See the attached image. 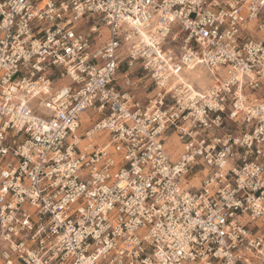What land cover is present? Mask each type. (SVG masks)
Listing matches in <instances>:
<instances>
[{"label": "built area", "instance_id": "1", "mask_svg": "<svg viewBox=\"0 0 264 264\" xmlns=\"http://www.w3.org/2000/svg\"><path fill=\"white\" fill-rule=\"evenodd\" d=\"M262 87L264 0H0V264H264Z\"/></svg>", "mask_w": 264, "mask_h": 264}, {"label": "rangeland", "instance_id": "2", "mask_svg": "<svg viewBox=\"0 0 264 264\" xmlns=\"http://www.w3.org/2000/svg\"><path fill=\"white\" fill-rule=\"evenodd\" d=\"M195 72V73H194ZM197 72V73H196ZM119 74H121V73H119ZM118 74V75H119ZM194 74V75H193ZM199 74V75H198ZM197 75V76H196ZM193 76H195V77H197V78H195V77H193ZM191 79H190V81L191 80H197L198 81V84L200 85V87H201V85L203 86V87H205L206 85H208L209 84V77L206 75V74H204V75H201L200 74V72H199V70H195V71H193L192 73H191V76H189ZM199 78V79H198ZM205 85V86H204ZM258 94L260 95V96H262L263 98H264V87H262L259 91H258ZM90 114H87V116H89ZM84 117H86V115H84Z\"/></svg>", "mask_w": 264, "mask_h": 264}, {"label": "bare ground", "instance_id": "3", "mask_svg": "<svg viewBox=\"0 0 264 264\" xmlns=\"http://www.w3.org/2000/svg\"><path fill=\"white\" fill-rule=\"evenodd\" d=\"M195 70H199L200 74H201V75H204V72L201 71L200 69H194L193 71H195ZM193 71H192V72H193ZM192 72H191V73H192ZM194 73H195V72H194ZM196 73H197V72H196ZM193 75H194V74H193ZM198 75H199V74H198ZM196 76H197V75H196ZM193 77H195V76H193ZM195 78H197V77H195ZM204 86H205V85H204ZM201 88H203L202 85H201Z\"/></svg>", "mask_w": 264, "mask_h": 264}]
</instances>
